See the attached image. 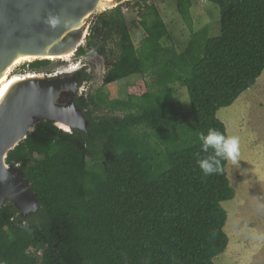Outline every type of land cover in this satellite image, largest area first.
<instances>
[{
    "label": "trees",
    "instance_id": "trees-1",
    "mask_svg": "<svg viewBox=\"0 0 264 264\" xmlns=\"http://www.w3.org/2000/svg\"><path fill=\"white\" fill-rule=\"evenodd\" d=\"M138 1L146 34L139 49L122 5L98 16L101 31L118 37L103 84L134 75L155 80L129 87L127 100L102 92L77 97L86 131L39 122L10 152L8 164L22 169L39 208L26 219L11 201L0 208V264H215L226 252L222 203L236 191L228 160L207 176L198 167V156L212 154L202 151L199 136L211 128L228 136L218 112L264 72V0H206L220 8L221 34L214 38L208 27L195 31L191 0H177L191 32L182 54L161 44L169 30L154 0ZM86 40L105 53L93 33ZM86 54L83 46L75 53ZM177 83L189 94L187 125L175 101ZM103 107L126 114L99 115Z\"/></svg>",
    "mask_w": 264,
    "mask_h": 264
},
{
    "label": "rangeland",
    "instance_id": "rangeland-1",
    "mask_svg": "<svg viewBox=\"0 0 264 264\" xmlns=\"http://www.w3.org/2000/svg\"><path fill=\"white\" fill-rule=\"evenodd\" d=\"M150 3L155 5L169 30V35L161 40V44L164 47L175 48L180 54L184 53L191 40V32L178 12L177 0H154ZM191 3L195 31L208 27L209 37L220 36L219 6L206 0H191ZM121 5L134 43L139 49L146 36L141 25L143 18L141 12L144 9L138 0H126ZM103 13L98 12L89 20L88 36L93 33L96 36V45L100 49H105V53L91 49L87 40L83 45L87 49L84 59L87 60L94 75L92 84L87 86L88 95L102 92L112 99L127 100L129 87L135 86L143 79L152 84L155 75H134L110 85L103 84L105 73L116 60L115 44L118 40L117 36L108 37L107 32L101 31L97 22L98 16ZM154 16L155 11L148 13L151 21ZM76 58L73 56L69 61L54 60L53 64L57 65L56 67L64 66L66 63L76 62ZM29 64L31 63L17 66L11 76L26 74ZM173 88L175 101L180 107L181 124L187 125L191 120L187 88L180 83L174 84ZM98 114L123 117L126 112L111 113L103 107ZM217 116L225 124L228 136L239 137L240 145L236 161L228 160L226 167L236 197L222 203L228 214L224 230L229 237V245L226 252L218 256L214 262L264 264V72L252 88L244 92L232 106L222 108Z\"/></svg>",
    "mask_w": 264,
    "mask_h": 264
},
{
    "label": "water",
    "instance_id": "water-1",
    "mask_svg": "<svg viewBox=\"0 0 264 264\" xmlns=\"http://www.w3.org/2000/svg\"><path fill=\"white\" fill-rule=\"evenodd\" d=\"M126 0H0V208L13 202L23 218L39 208L37 195L18 165L8 164L10 152L24 142L39 122L60 130L86 131L89 121L75 104L78 87H61L67 79L49 80L43 74L11 76L24 63L73 57L88 36V22L96 13L118 8ZM56 18L52 26L49 21ZM68 98L69 100L63 101Z\"/></svg>",
    "mask_w": 264,
    "mask_h": 264
},
{
    "label": "clouds",
    "instance_id": "clouds-1",
    "mask_svg": "<svg viewBox=\"0 0 264 264\" xmlns=\"http://www.w3.org/2000/svg\"><path fill=\"white\" fill-rule=\"evenodd\" d=\"M49 23L54 27L58 23L56 18H51ZM202 142V151L207 153L209 149L212 154L197 158V165L205 176L218 173L221 170L222 160L236 161L239 154L240 140L237 136H227L215 128L208 130L207 134L199 136Z\"/></svg>",
    "mask_w": 264,
    "mask_h": 264
},
{
    "label": "flooded vegetation",
    "instance_id": "flooded-vegetation-1",
    "mask_svg": "<svg viewBox=\"0 0 264 264\" xmlns=\"http://www.w3.org/2000/svg\"><path fill=\"white\" fill-rule=\"evenodd\" d=\"M84 56H76V62H71V63H66L64 66H59L56 67L57 65L54 66V62L50 61V64L43 66L41 68L37 69H32L29 65V70L26 72V74H23L21 76H26L28 74H43L45 75L49 80L53 79H67V81L71 82V78L75 76L78 80V87L80 88L79 90L76 91L74 95V101L76 100L77 97L80 96H85L86 99L90 95H88L89 87L90 84L93 82V72L90 67V65L87 63V60L84 59ZM107 73V72H106ZM105 73V74H106ZM84 89V90H83ZM86 89V90H85ZM69 91H72L70 89ZM68 98L63 99V101H68ZM83 112V111H82Z\"/></svg>",
    "mask_w": 264,
    "mask_h": 264
},
{
    "label": "bare ground",
    "instance_id": "bare-ground-1",
    "mask_svg": "<svg viewBox=\"0 0 264 264\" xmlns=\"http://www.w3.org/2000/svg\"><path fill=\"white\" fill-rule=\"evenodd\" d=\"M72 57H70V56H66V57H64L63 59H61V60H66V61H69L70 59H71ZM8 82H9V79L7 78V79H5V80H3V81H1L0 82V93L2 92V90H4L7 86H8ZM60 85H61V87H63L64 89H68V90H70V89H72L73 88V86H72V83L71 82H69V81H62V82H60ZM229 130V129H228ZM233 133V132H232ZM238 183V182H237ZM249 190V189H248ZM257 192L259 191V190H256ZM259 194H261L260 192H258ZM262 195V194H261ZM262 201V200H261ZM264 201V200H263ZM259 204V203H258ZM262 204V203H261Z\"/></svg>",
    "mask_w": 264,
    "mask_h": 264
}]
</instances>
